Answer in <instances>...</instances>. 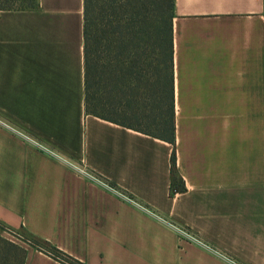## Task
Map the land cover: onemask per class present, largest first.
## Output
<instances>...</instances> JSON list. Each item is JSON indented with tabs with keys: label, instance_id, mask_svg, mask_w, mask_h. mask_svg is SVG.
<instances>
[{
	"label": "crops",
	"instance_id": "obj_1",
	"mask_svg": "<svg viewBox=\"0 0 264 264\" xmlns=\"http://www.w3.org/2000/svg\"><path fill=\"white\" fill-rule=\"evenodd\" d=\"M82 22V0H0V120L31 139L0 125V235L41 246L23 264H65L49 246L82 264H264V0H173V143L85 113Z\"/></svg>",
	"mask_w": 264,
	"mask_h": 264
},
{
	"label": "trees",
	"instance_id": "obj_2",
	"mask_svg": "<svg viewBox=\"0 0 264 264\" xmlns=\"http://www.w3.org/2000/svg\"><path fill=\"white\" fill-rule=\"evenodd\" d=\"M172 2L82 0L85 113L173 143ZM114 106L123 108L124 116L137 118L135 124L102 113ZM130 107L133 112L124 109ZM170 164L171 189L176 190L173 153ZM46 251L66 264H82L54 247ZM24 252L0 236V264H23Z\"/></svg>",
	"mask_w": 264,
	"mask_h": 264
},
{
	"label": "built area",
	"instance_id": "obj_3",
	"mask_svg": "<svg viewBox=\"0 0 264 264\" xmlns=\"http://www.w3.org/2000/svg\"><path fill=\"white\" fill-rule=\"evenodd\" d=\"M0 125L2 127L6 128V129H8L9 131L15 133V134H18V135H20V136H22V137H24V138H26L28 140H31L27 136L23 135L17 129L11 127L10 125H8L7 123H5V122H3L1 120H0ZM33 143H35V146L38 149H40L41 151H43L45 153H48L49 155H51L52 157L57 159L59 162L68 165L77 174L85 176V177H87V178H89L91 180L98 181V179L91 172H89L86 169V167H85V165H83V163L70 162V161L66 160L64 157H62L61 155H59L58 153L52 151L51 149H48L44 145H42V144H40L38 142H33ZM173 227L175 228V231L177 232V235L179 236V238L184 239L186 241L194 242V243H200L199 240L195 236H193L189 231H187V230H185L183 228H178L176 226H173ZM5 235H7L9 237L8 240H10L12 243H15V244H18V245H22V246L31 245L29 238L25 237L23 234H21V233H19L17 231L5 230ZM56 258L59 261H61V262L66 264V262L64 260H62L61 257H56ZM230 264H237V263L231 261Z\"/></svg>",
	"mask_w": 264,
	"mask_h": 264
},
{
	"label": "rangeland",
	"instance_id": "obj_4",
	"mask_svg": "<svg viewBox=\"0 0 264 264\" xmlns=\"http://www.w3.org/2000/svg\"><path fill=\"white\" fill-rule=\"evenodd\" d=\"M14 3L20 4L21 2L16 1ZM22 3H26V1H23ZM124 109L125 110H131V112H133V108H131V107L130 108H124ZM122 111H123V108H120V107H117V106L115 107L114 106V107H112V109L110 108L108 110H102V113H104L105 115H108L111 118H115V119H117L119 121L130 122V123L135 124V121H136L137 118H133V117L131 118L129 116H124L122 114ZM1 237L7 239V241H10V240H8L9 237L7 235H5V237L4 236H1ZM19 246L22 247V245H19Z\"/></svg>",
	"mask_w": 264,
	"mask_h": 264
}]
</instances>
